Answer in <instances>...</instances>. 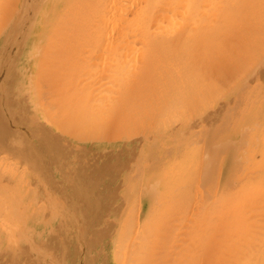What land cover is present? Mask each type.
Listing matches in <instances>:
<instances>
[{
	"label": "rangeland",
	"instance_id": "rangeland-1",
	"mask_svg": "<svg viewBox=\"0 0 264 264\" xmlns=\"http://www.w3.org/2000/svg\"><path fill=\"white\" fill-rule=\"evenodd\" d=\"M5 1L6 2L8 1V2L6 3ZM5 1H4V3H5L6 7L4 8V6H3L4 4H3L0 8V34H1L0 35L1 36L0 37V264H60L61 258L66 260L68 258V256L74 258L73 264H109V259L112 261V254L110 253L111 245L112 246L114 245L113 244L114 242H112V241H114V240H112V238H113L112 229H113V227L121 226V224L130 225L131 229H130L129 233H127L128 238H126V234L124 235L126 243L124 244V242H123L124 246L121 249L122 254L120 255L121 260L119 259L120 262L118 261L119 264H128V263L140 264L141 261H143L145 259L144 256L146 257V255H143L144 253L143 254L140 253L141 250L144 251L146 254L150 251L148 258L146 257L148 259V261H145L146 260L145 259L144 263L149 262L148 264H170V263L174 264L171 262V261H173L172 258H174V260H176L177 263L179 260H180V262H182L181 260L184 258H182V257L179 258L181 255H179V256H177V255L181 253L184 256H186L185 254H187V256L192 257L191 254H193V251L197 248L196 247L197 245L195 246L196 248L193 247L194 250L190 251V249H189L190 253L186 252L187 249L184 251L183 247H187L186 245H188V244H186V243H189V244L195 243L196 242L195 240H197L199 242V237H198L199 233L198 232L200 231L202 233V231H203V229H200L201 226L203 228H205L204 232L202 233V236H208V237L210 236L209 239H210L212 245L215 247L214 249L210 250L207 254L210 256V259H217V260H224L225 259L226 260L228 257L223 252H225V251L230 252L231 249H232V252L238 251L236 253H238L239 256H242L239 252H242L243 249L247 250L246 247L248 245H250L252 249L250 248V250L246 251L247 254H246V252H245V254H246V256H248L247 257L248 259H251L250 261L258 259L262 255H264V245H263V247H261V246L255 247V248L252 247L253 242L258 241L259 242L258 245H261L262 243H264V239H263L264 238V215H263V213H264V117H263L264 116L263 115L264 114V92L262 91L263 88L255 89L254 86L251 87L252 90L250 89L251 91H249L248 94L249 95L251 94L252 98L249 100L248 103H246L247 105L244 104L246 106L244 107V105H243V108H242V114H244L243 115L244 117L241 115L238 116V115H234V114H233V117H231L230 116L231 113H229L228 114L229 116H227L226 118L221 117L222 120H219V125H217L218 129H221V126L223 127V132H221V135L224 134V132H225V135L227 134L226 136H228L229 138L230 137H236V136L238 137L237 134L240 132L241 127H243V126L246 127L247 125H248L247 126L248 128H246V130L244 131L245 127H243L241 131H244V135L248 139L249 138L252 139L253 136H255V138H253V139H255L254 144L250 147L245 146L243 148V150L239 152L240 155H237L238 160L242 163V167L236 173H233L231 176L232 179L239 181L236 183V187L234 189H232L228 192H225L223 194H220V192L218 191L217 195L216 196L214 195L215 189L219 190V187H220L219 177L221 175V172H220L221 168H222V170H226L225 166L227 163H229L228 162L229 158L223 159V161L225 160L223 162V166H221V164H219V161H221V160H218V158H217V160L215 159L214 161H216V165L211 167V169L209 170V173H210L209 178H207V180L205 178H203L204 180L201 179L202 175H204L203 174L204 171L206 170L203 167L202 168L204 170L203 171L201 169V167L205 165L204 159H206V157H208V156L205 157L203 155L202 149H204V147L206 148L209 144L207 142H203V140H201V139L200 140L202 142L199 141V139H193L192 140L193 142L191 141V144H189L187 146V149L183 150L184 152L183 151L180 152L179 156H175L173 159H171L170 162L172 164L170 162H168V163H164L161 166L154 167V168H152V170L149 169L146 171L148 173L145 172L144 178H140L139 180H137L135 178L136 176H135V172L133 170V166H131L132 162L129 163L127 161V159H130V155H131L129 153L130 148L125 146L119 151H112V150L107 151L104 148H102L101 151H97V149H92V147H88V145L86 143L77 142L76 139H73V134L71 135L70 132L68 133V132L63 130L64 128L67 127V125L69 128L71 126H72L71 128H74V126L76 128L80 123L82 124V125L81 124L79 125L80 127H83V126L85 127L88 122L91 121V123H92V119H93V124H91L92 126L95 124L98 125L97 123L100 121V118H101V122H103L102 117H104V116H103L102 112H103L104 108H101L100 106L103 105V102L105 100H102L100 98H105V97H103V95L104 96L107 95L108 98H111L110 97L111 96L110 90L114 86L111 81L116 83V81H115L116 76H118V77H116L117 79L120 77L118 80H121L122 77L124 78V75H127V74L129 75V73L131 72L130 70H132V67L134 65L131 66V68H130V66H128V64L133 62L132 60H134V59H135V62H136V60H138L137 56L141 53V49L143 47L142 44L137 39H135L136 37H134V36H136L135 35L136 34L135 29L133 31H132V29H130L132 31V33L134 32L135 34L133 33V35H132L131 31L129 30L130 32L128 31L125 34V36H126L127 40H130V42L129 41L126 42L125 36H123L122 38L125 39V40H123V43H125V44L129 43L128 45L126 44L125 47H127L129 45H130V47H132L133 45L134 46L136 45V47H134V48L135 49L137 48L138 51L136 54V58L133 54H131L132 56H134V59H132L131 61L128 62L129 59H127V60L124 59V61L126 62V65L123 62V65L121 68V66H120L121 64H119V62L117 60V56L119 54L118 51L121 49V48L119 49L120 42H121V41L119 42V40H120L119 35L120 34H118L119 33L118 31L115 34H113L112 26H115V24H116V26L114 27L115 29H113L115 31L117 29V27L119 26V25L117 26L118 23L123 25V24H125V22L127 20L131 21L132 18H135V15L138 14V13L134 12L135 10H137L134 7V4L136 1L134 0L135 2H134V4H132V6H133V8H132L131 4H130L131 3L130 0H128L129 2L127 1L130 4V6H128L129 4L127 2H124L123 0H121V1L126 3L127 5L124 4L121 6L120 5L121 3L118 2V6H116L117 4L114 3V0L113 1L109 0L112 2H109L108 4L114 3L116 8L118 7L117 9H119V8L120 9L117 10V9L113 8L114 10L112 9V12L114 11L115 13H112L109 11L110 12L109 15H111V13H112L111 16L112 17L115 16L116 18L110 17L111 22H108V23H109V25L111 24L110 27L112 29L111 28L108 29V26H107L105 33L108 35H110V33H112L114 37L116 35V38H118V39L114 38L112 40L113 36L110 37L109 39H111L112 41L116 40L119 42V43L116 41H114L115 43L113 42L114 46L117 45L116 43L119 44L118 45L119 47L116 46L117 50L118 49L119 50L118 51H116V50L108 51V49L105 48L106 51H104V53L101 52L103 50H101L99 52L100 55L102 53L105 55V56H103V55L101 56V58H103L102 61H100L101 59H99L100 56L98 57V55H99L98 54V55H94L93 57L89 56L88 58H90V60L89 59L86 60L87 64L86 63L81 64V62L85 61V58H87L86 55L89 54V53H87V52H89V51H87V49L91 48V46H92L91 44L94 41V35L95 34L93 35V32L95 33L94 30L96 28L95 27L96 26V22H95L96 18H98V19L100 18V21L104 22V19H103L104 16L102 17V15H104V13H103L104 9L102 10V12H101V10L100 11L98 10L97 11L98 13H96V11H95L98 9L96 7H97L99 0H93L94 2L93 1L90 2V0L89 1L87 0L88 1L87 4H86V2H87L86 0H83V2H82V0H79V1L76 0L77 4L76 3L73 4V8H74L73 15L74 16L73 15L72 16L74 17L75 20L76 19L78 20V21L76 20L77 23H81V22H85V24L88 23L89 24L88 26L90 28H88L87 31H89L90 33L92 32V35H93L92 36L90 34V37H89L88 36L89 32H87L88 37L86 36L85 39L83 40V42H85L87 40L88 41L85 42L86 46L84 45V43H82L83 44V48L81 50L82 52L78 50L79 57H77L78 55L76 53H74V52L72 53L71 50H68L66 48H62L61 46L57 47L59 49V51H58V49L53 44L55 47V49H54V47L52 46V44H50V41L48 40L49 38L47 39V36L45 37V35L43 37L44 39L41 42H39L38 45H36L37 48H36L35 55L33 54L34 53V50H33L34 46H32V42L28 41V39H26V41L24 43H22L21 46H19L20 48L17 47L18 51H19V55L17 54L16 57H13V55H12V53H10V50L8 49L6 43H4V44H2V43L5 40V36L7 35V32H8L7 28L9 26L8 24H10V21H8V20L12 16H14V13H15L14 12L15 9H13V7L16 6L15 3L19 2V1H20L19 3H21V0H14V1L13 0H5ZM96 1H97V3L95 4ZM118 1H120V0H118ZM143 1L144 0H142V1L139 0L137 2H141V4H142ZM160 1H163V0H160ZM164 1H163L164 3L163 2H161V3L156 2L157 6L155 5V7H154L155 10H154V8L152 10V12L154 11L152 13L154 16L152 15L153 16V18H152L153 22L150 25V27L155 26L154 28H151V34H153L155 36V37L153 36L154 39L156 38V34H158V33H160V36H158L156 39L159 38V40L164 39L166 41L173 39V37L180 34V32H183L184 30H186V28L191 27L192 24L194 23V20H196L197 15H201L202 13H204V16H202L203 14L201 15V19L203 18V20H205L208 18L207 20H205V23L209 22V21L211 23V20H212L211 17H213V19L218 18L217 20H218V23L220 24L219 27L222 29V30L220 29L221 34H219V36H218V37H220V38H218V41H219L218 43H219V45L223 44V46L220 45L221 51L224 48H226L223 51V53L221 52V55H220V57H223V58H226L224 56L227 55L229 48H233L234 51H237V52H234V56L238 55V52L240 53L239 55H242V54L245 55L246 53L250 54L251 48H253V47L249 48L250 50H248L246 53L244 52V50L243 51L240 50V49H242V46L247 47L248 45L246 43L249 42L248 39H246V38H248V37H246V36H248V34H246L244 27L245 28L248 27L247 23H249V26L250 25H256L257 23L261 22L264 19V11L262 13V10H264L263 9L264 8V5H263L264 0H262V1H260V0H257V1L256 0H249L248 1L249 5L245 3V1H247V0H233V3L231 0H228V1L227 0H216V1L215 0H206V1L205 0H202V1L197 0V2L198 3L200 2L201 5L198 4L199 5L198 7H200V11L198 10L199 8H197V10L195 12L196 16L193 14L194 12L192 13V11L190 10L192 3L195 4L196 0H177V1L176 0H173V1L169 0V2H167L168 0H164ZM170 1L172 3H170ZM239 1H240V3H239ZM242 1H244V2L242 3ZM10 2H12V3H10ZM137 2H136V4L139 6L140 3L138 4ZM255 2H256V4L262 3V4H260L261 7H259L260 6L259 4L256 5ZM84 3L86 5H88V4L89 5L86 6ZM90 3H91V8H90ZM166 3L167 4L169 3L168 4L169 7L167 6ZM190 3H191V5H190ZM225 3L227 4V7H226ZM241 3H242V7H240ZM250 3H252L251 6H250ZM81 4L82 5L84 4V5L82 6ZM229 4H230V7H228ZM236 4H238V5L240 4L239 7H237ZM8 5H10V6L8 7ZM92 5L94 7L96 5V7H95L96 9H94V8L92 9ZM119 5H120V7H119ZM125 5L127 6L128 9L131 8L130 10L126 9V11L124 12L125 14L127 13V11L128 12L130 11L134 14L136 13L135 15H133L134 16L133 17L131 15L132 13L130 14V12H129L128 13L129 16L127 14V18H128L127 20L125 19L126 16L120 17V14H119L118 15L119 17H118L117 15H114V14H117V11H118V13L120 11H122V8L125 9L124 8ZM235 5H236V7H235ZM243 5L244 6L246 5V8H243L244 7ZM253 5H256L257 7L255 6L252 8ZM85 6H86V8H85ZM140 6H143V7L140 8L141 10H137V12L139 11V14L141 15V11L144 8V3ZM186 6H187V9H186ZM231 6L234 7V9L236 8V11L234 9H233L234 11L230 10V8L232 9ZM247 6H249V8ZM79 7L80 8L83 7V8L80 10ZM160 7L162 10L160 9ZM188 7H189V9H188ZM225 7L227 9H224ZM136 8H137V6H136ZM207 8H208V10H207ZM239 8L240 9L243 8V10L241 9L242 10L241 11ZM106 9H108V7L105 8V10ZM132 9H133V11H132ZM164 9H168V11L166 10L167 11L166 14L164 12L165 11ZM248 9H250L251 11ZM188 10L190 11V13H188L189 12ZM229 10L231 13L233 11L232 14H234V12L236 13L237 10L242 12V14H240V12L239 13L237 12L238 16H237V13L234 14V15H236L234 17H237V18L239 17L237 22H235L237 20V18H231L233 16L232 14H231L232 15L231 17L230 16L227 17L226 14L229 13ZM259 10H261V11H259ZM34 11L35 10L31 11L30 16L28 17V20L26 21V23H28V27H29V28L28 27L26 28V32H28V31L32 32V30H33V28H32L33 22H31V17H32V21H33ZM45 11H46V19L47 20L44 24V30H47V23L52 21V16H51L50 10L45 9ZM179 11H180V13L182 12V14L184 12L185 18H184V16L182 18L179 17V16H182V14L180 15ZM252 11H253V13H251ZM254 11L257 14H258V12H260L261 14L260 13L259 14L261 16L262 15L263 16L262 17L258 16L259 14L257 15ZM78 12H81V14ZM226 12H228V13H226ZM93 13L95 15H97L96 18H94L92 16ZM120 13H122V12H120ZM187 13L189 14V16L186 19ZM244 13L247 15L249 13L248 19L250 18L251 22L247 18L240 19V17L242 15H244ZM79 14H80V16H79ZM155 14H157V18H154V17H156ZM159 14H160V17H158ZM175 14H177V15H175ZM190 14L191 15L193 14L195 16V18H194V16H191ZM254 14L257 15L258 17L256 16L257 18H255ZM130 15H131V18H130ZM166 15L168 16V20L170 18L172 19V17L176 18V19L177 18L180 19V21H182V23H179L181 28L177 23V22H179V20L174 21L172 19L171 24H170L171 26H170L168 24V23H170V20L169 21L166 20L167 19V17H165ZM209 15L211 17H209ZM222 15L225 18H231L232 20L229 19V21L232 22V24L230 22L227 23V21H228L227 19H225V18L222 19L223 18ZM228 15H230V13ZM75 16H77V17L75 18ZM162 16H164L165 20L162 19ZM252 17H254L256 19V21ZM78 18H80V19H78ZM91 18L93 19V21ZM210 18H211V20H210ZM5 19H7V20H5ZM117 19H118V21H116ZM123 20H124V22H123ZM160 20L161 21L164 20L163 23H161ZM240 20H242V21L244 20V21L242 22ZM4 21L5 22L7 21V22L5 23ZM173 21L174 22L177 21L176 24L178 26L173 25L172 24ZM213 21L214 20H212V22ZM225 21H226V23H224ZM164 22L167 23L166 28L165 27L162 28V26H165ZM233 22L235 23L236 27L233 25L234 24ZM240 22H242V23H240ZM244 22H245V24H244ZM4 23H5V25L6 24L7 25L6 26L3 25ZM210 23H208V24H210ZM239 23L241 25H239ZM90 24H91V26H90ZM228 24L231 27L230 26L228 27ZM92 25L95 27L93 30L91 29L93 27ZM232 25L234 26L235 30L233 29ZM1 26L3 29L1 28ZM159 26H160V28H162V29L159 28L160 31L162 30L161 32H159V30H157ZM237 26L240 28H238ZM241 26H243V27H241ZM53 27H55V26H52V30L50 32H52L53 35L56 34V35H54L55 37H60L59 35H61L62 33H61L60 29H58L59 27H56L57 28L56 30ZM178 27L182 30L179 29V31H177L176 29H178ZM103 28L105 29L106 27H103ZM173 28L177 31V33H176V31H174L175 34L173 36L171 34V37H169L170 35L168 36V34H170V32H172L174 30ZM154 29H156L157 31ZM230 29L231 30L233 29V30L231 31ZM2 30H4V31H2ZM107 30L108 31L111 30L110 33L106 32ZM227 30L229 31V35L231 34L230 36L227 34L228 32H226ZM53 31L57 32V33H54ZM152 31L154 33H152ZM165 31H166V33H165ZM241 31H245V32L241 33ZM21 32H22V29H20V33ZM50 32H48V33H50ZM223 32L224 33L226 32V33L224 34ZM130 33H131L132 37H130ZM237 33L240 36V38L238 37V35H236ZM127 34H128V36H127ZM233 35L235 36V38ZM225 37H227V38L225 39ZM236 38H237V41L235 43ZM220 39H222V41H220ZM240 39L243 41H240ZM90 40H91V42H90ZM135 40L139 44L138 43L136 44ZM224 40L226 43L223 42ZM238 40L242 43H240ZM132 41H133V45L131 44ZM244 41H245V44L243 43ZM110 43H111V41H110ZM228 44H229V46H228ZM232 44H233V46H232ZM49 45L52 47H50ZM235 45L237 46L236 48L234 47ZM114 46L111 45L110 50H112V47H114ZM137 46H139L141 49ZM221 46H222V48H221ZM17 48L13 51V53L15 52V54H16V52H18ZM55 50H56V52H55ZM66 50H67V52H65ZM186 51H189V47L186 48ZM225 51L227 53H225ZM105 52L106 53L109 52V54H106ZM117 52H118V54H117ZM54 53H56V54H54ZM110 53L111 54L113 53V54L111 55ZM135 53H136V51H135ZM114 54H115V57H113V59H114L113 66L115 65V67H116V68H114V70L118 68L117 69L118 71L116 70L117 73H115L116 76L113 74L114 72L111 75V72H109V69L105 68L106 70H104V71L102 70V65H103L102 63H105L107 65V61L105 59H108V58L111 59V57ZM24 55H26V56H24ZM67 55H69V56L76 55L75 57L78 59L77 60L75 59V60L77 62L80 61V63H77V64L75 63L78 66V68L80 67L79 69H77V73H75V71H73L71 68L60 71L59 68H60L61 62H58V61H61L63 59H64L63 63L65 62V60H66V62L69 61ZM30 56H31V58L29 60L28 58ZM130 56H128V57L130 58ZM95 57H96V61H97L96 64L99 65L101 63L100 64L101 68H100V66L96 65L97 70L100 68V70H98L99 72L97 70H95L96 67H93L94 64H92L94 61L93 59H95ZM52 58H54V59H52ZM79 58H80V60H79ZM25 59H27V60H26V63L24 64L23 62L25 61ZM97 59H99V60H97ZM44 60H46V61H44ZM55 60L57 63L53 62ZM116 61L118 63H116ZM111 62H112V60H111ZM79 64H80V66H79ZM108 64H109V61H108ZM132 64H134V63H132ZM82 65L84 66V68ZM89 65H92V66L90 67ZM124 65L128 66V68L130 70L128 68H126ZM39 66H42L46 70H44L42 67L39 68ZM92 67H93V69H91ZM105 67H108V65ZM81 68H83V69H81ZM25 69H26V71H25ZM38 69H41V70H38ZM78 70L81 72H78ZM86 70H88V71H86ZM91 70L93 72L97 73L99 77H100V74H103L104 72H106V73L108 72L107 75L110 73L109 76L111 78L107 77L106 73H105L106 76L103 75L105 79L109 78L108 80H104V84L107 85V83H108L109 85L107 87H110V85L112 87H110L108 89L103 84V81L99 82V84L101 83L100 85L102 86L103 89H108V91L106 92V93L109 92L108 94L105 95L104 94L105 91L103 92V89L100 88L101 86L97 84L98 81L95 82V76L97 77V74L93 73ZM101 70H102V73L100 72ZM124 71H126V73H124ZM25 72L28 73V76L27 75L25 76ZM37 72H40L41 74H39ZM87 72L92 73V74L90 73V76H89V77L92 76V78H88L89 74ZM77 74L81 75V76H78ZM21 75H23V77H25L24 81H25V79L28 80V84L25 88L21 87V89H20L19 83H21V81H19L18 79L21 78ZM75 75H77V76H75ZM69 76H71V77H69ZM103 76H101V77H103ZM76 77H77V79H76ZM84 77H86V78L84 79ZM14 78H16L17 80ZM87 79H88V82L86 81ZM238 79H241V78H238ZM13 80H15L16 82L15 81L13 82ZM74 80L75 81L77 80L76 82L79 81V84L82 83L83 81L84 82L86 81L87 84L85 83V86H88V83H89V86L87 88L84 85L83 86L81 85V87L86 88V89L84 88L85 91L83 90L84 94H82V95H84L83 97H85L87 94L86 99L84 98L85 100L83 99V97H80V95H79L81 92V91H79L81 87L80 86L77 87L74 83L72 84V82ZM100 80H102V79H100ZM233 82L231 84H228L229 87L222 80L218 83L219 87L222 83L224 84V85L223 84L221 85V87L219 88L220 92H218V99H219V96L221 97L218 100V103H220L219 105H220V107H222V109L224 107L231 108L232 104L236 105L235 99L232 97L233 94H232L231 89H232V85L234 86L236 84H240V80L236 79ZM94 83H96V84H94ZM92 85H94V86H92ZM36 86H37V88H36ZM95 86H96V88L99 87V89H98L99 92L102 90V92H101L102 94L100 93L101 96L100 97L97 96V98L99 97L100 100L98 99V101L95 102L97 104L96 107H97L98 115H97L96 110H94V109H96V107L94 106L92 108V106L94 104V101H93L94 98L93 97L95 95H98V93H96V91H94V90H96ZM225 86H227L228 88ZM88 88L90 91L88 90ZM227 89H228V91H230L229 93L231 94L230 95L231 98L229 100H228L229 94H228V96L226 94ZM259 89H260V91H259ZM23 91H24V93H23ZM88 92L89 93L91 92L90 96H88V94H89ZM93 92L95 95H93ZM219 93H220V95H219ZM132 94H134V93H131V95ZM209 94H210V92H209ZM91 95H93V97ZM76 97H78V100L75 99ZM97 98L95 97V100H97ZM81 99H83V101ZM87 99H91V100L89 101ZM74 100H77L78 103L77 102L73 103ZM225 100H226V102H225ZM227 100L229 102H232V104L229 103ZM85 101H87V102H85ZM101 101H102V103H101ZM107 101H108V99H107ZM208 101H209V99H208ZM220 101H222V102H220ZM90 102H91V104H90ZM106 102L104 103V104H106L105 106H107V104H108V102L107 103ZM206 103L207 102H205V104ZM73 104H74V106H76V105L77 106L74 107ZM98 104H101L99 106L102 109L101 116L99 115L100 113H99L98 109H100V108H98ZM209 104L212 106V104H214V102L211 101V99H210V101L206 104V106H209ZM224 104H225V106H224ZM252 104H253V106H251ZM89 105H92V106H90V108H92L91 111L94 110L93 112L90 111ZM211 106H209V108H211ZM102 107H104V106H102ZM249 109H251V110H249ZM48 110H49V113H51V114H49L47 112ZM88 111H90V113H93V116H91V114L89 115L91 118L93 117L92 119L89 117L91 120L88 119V117L85 118V116H84V112L88 116V113H89ZM204 111L206 112V108H204ZM243 111H244V113H243ZM67 113H69V114H67ZM94 113H96V116L98 118L100 116V118L96 120V118L94 117L95 116ZM110 113H111V118L109 117ZM110 113L104 114V115L108 114V116L104 117L103 123H105L106 117L107 118L109 117V121H110V119L115 120V114L113 112H110ZM65 114H67L66 117H65ZM113 114H114V118H113ZM53 115L55 116L56 119L54 118ZM71 115H73V116L70 117ZM45 116H47V117H45ZM60 117L64 119L63 123H62L63 119H60ZM187 117L190 118V115ZM77 118L80 119V122L76 120ZM235 118H237L236 122L233 121ZM259 118H260V120H259ZM191 119H193V118H190L188 120V123L193 124ZM94 120H96V121L99 120V121L97 123H94V122H96ZM113 120L111 122L112 123V130H114L112 135L115 136V134H118V136H115V137L122 136V134L119 135L121 133L120 132L121 128L116 123V122H118L120 124V121L115 120L113 122ZM55 121H57L58 124L54 123ZM101 122H99L98 126L99 127L102 126V128H100L99 130H101L100 133H103L104 135L103 134L99 135V133H98L99 130H98V132H95V130L94 131L92 130L95 128L98 129V126L95 128H92L91 125L87 126V127L91 128V130L88 131L89 134L85 130L86 127L83 128V130H85L87 132V134L91 136V138H92L91 133H93V135L95 133H97V135H99L100 137L102 136L101 137V140H102L105 135H106L105 137H107V133H105V131L102 132V129H103L102 124L103 123L100 124ZM59 123H60V125H59ZM109 123L110 122H108V124ZM63 124L65 125V127ZM156 124L158 125L157 127L155 126ZM160 124H162V122L160 123V121L152 123V124H150V122H149L146 124V127L149 128V130L154 131V130L158 129ZM62 125L64 128L62 127ZM163 125H165V124L163 123L160 127H164ZM79 126H78V130H80ZM109 126L107 128L108 130H110L109 128L111 127V126L110 127ZM231 126L233 127L232 130H230ZM116 127H118L119 130ZM122 127H124V126L122 125ZM146 127H145V130H146ZM160 127H159V129H160ZM226 127H228V128H226ZM61 128H63V129H61ZM67 128H66V130H67ZM218 129H217V132H218ZM70 131H72V130H70ZM73 131H75V130H73ZM76 131H77V129H76ZM76 131H75V134H77ZM85 131H84V133H85ZM111 131L110 132L107 131V132H109L111 134ZM233 131L236 135L233 133ZM123 132H125V131L123 130ZM109 133H108L107 138L114 137L111 135L109 136ZM232 133L235 136H233ZM225 135H223V136L225 137ZM96 137L98 138V136H93V138H96ZM115 137L113 139L120 141L121 137L119 140L116 139ZM228 137H225V138H228ZM74 138H76V137L74 136ZM203 139L205 141V138H203ZM107 140H109V139H107ZM197 140H198V142H197ZM142 143L144 145L147 144L146 141H143ZM205 143L207 145H205ZM202 144H204V145H202ZM148 146L149 147L145 148V150H146V154L150 153V155L149 154H148V156L146 154L145 155L152 161L158 155L157 154L158 151H160L162 149H166V146H161L160 148H158V145H151V143H149ZM202 146H203V148H202ZM110 147H111V145H110ZM150 148H153V150H156V151L149 152ZM142 149L143 148H141V150ZM145 150H144V152H145ZM239 150H241V149H239ZM201 153H202V156H201ZM205 155H207V154L205 153ZM143 159H144V156L142 157V161H144ZM180 159L182 160V162L178 161ZM197 159H199V160L197 161ZM213 159L214 158L211 157V160H213ZM255 160H256V162H255ZM132 161H133V159H132ZM183 161H184V163H183ZM133 162H135V160ZM177 163H179V164H177ZM174 165H175V167H174ZM200 165H202V166H200ZM177 166H179V167L177 168ZM169 167L171 168L170 171H172V172L169 171V169H170ZM164 168H165V170H164ZM219 168H220V171L218 173ZM117 169H119V171ZM173 169L176 170L175 173H174ZM181 169H182V172H181ZM153 170H154V172H153ZM156 170L161 171V173H160V171H159V173L163 179L161 178V176L159 178L162 179V181H161L162 183L160 182L158 184L151 185L154 190L152 189L150 191L151 193L149 192L150 194L149 193L148 194L150 195V198H152V199L144 200V198L140 197V191L143 190V196H144L146 193V190H147L146 185H148L147 179H148L149 175L152 176L153 174H156V173L158 174V172ZM152 172H153V174H152ZM200 172L201 173L203 172L202 175L200 174ZM225 172H223V176H224L223 178L224 179H225ZM173 173H174L175 177H174ZM170 174L173 176L171 177ZM184 175H188V178H190V180L186 181L187 183L192 181L191 182L192 186L189 187L190 188V189H188L189 193L187 194L186 198H184L182 195H178L179 193L181 194L182 191L185 189L184 186L186 183L185 182L186 178H184ZM168 176H169V178H168ZM198 176L199 177L201 176L200 177L201 180H199ZM239 176L242 177V179H240ZM127 177H129V179L126 180L127 181L126 182L125 179ZM173 177H174V179H173ZM243 177H246V178H243ZM251 178H253V179H251ZM170 179H171V181H167ZM216 179H218L217 183H216ZM224 179H223V181H224ZM135 180H137L138 183ZM131 181H132V184L134 183L133 185L136 186L135 190H137V191L139 190L138 193L136 192L137 194L134 191H130ZM201 181H204V184ZM166 182H167V184H165ZM200 182L202 183V185ZM171 183H174L175 185L171 184ZM118 184H119V189H118ZM123 185H124V187H123ZM172 185H173V187H172ZM197 186H199L198 188H200L201 194L198 193L199 190L196 193ZM137 187H139V189ZM158 187H162L161 190ZM169 187H172V188H169ZM113 188L114 189L116 188V191H119L121 188H123L124 192H125V188H127L128 191L130 192L131 196L126 197L123 194L121 200H119V199L110 200L109 197H107V200H104L103 196H101L103 191L107 190V189L112 190ZM19 190H20V192H19ZM123 190H122V193H123ZM194 190H196V191H194ZM210 190H212V194L208 193ZM64 191L70 192L71 195L67 196L69 198V200H58V198H60L61 194ZM90 191L93 192L94 200H90V195H91ZM152 191H154L153 192L154 194L152 193ZM166 193H168L171 196H169ZM72 194H74V195H72ZM163 194H165V195H163ZM206 194H208L209 196L214 195V198L211 196V200H210L209 199L210 197ZM28 195H30V196H28ZM199 195L200 196L204 195V197H206V196H208V197L206 200L205 199L201 200ZM163 196H164V198L167 197L166 201H165V199H162ZM194 196H196V200H194V198H195ZM222 196H224L223 198L225 200L224 199L221 200ZM240 196L243 200L240 198ZM22 197H23V199H22ZM177 197H178L177 203H180V201H182V203H184L186 200H187V202L184 203V206H183V204H181L182 210H181V206H179V204H176V206L172 205L173 207L170 205V207L174 208V210L172 208H169L170 211H172V212H170L171 213L170 214L169 212H167V210L164 207L166 204L165 202H167V203L171 202L172 204H174V203H176ZM173 199H174V201H173ZM138 200H139V202H138ZM198 200H200V201H198ZM192 201H194V202H192ZM158 202H159V204H158ZM171 203H168L167 205H169ZM187 203H188V205H186ZM201 203H203V204H201ZM152 204H154V205H152ZM151 205H152V207H151ZM153 206H155L154 208L158 207V208H156L157 210L156 209L154 210ZM187 206H189V208ZM259 206H260V208H258ZM162 207H163V209H162ZM177 207H179V208H177ZM128 209H131V210H128ZM152 209H153V212H151ZM162 210L165 212L166 217H163L164 214H162ZM118 211H119V215H120L119 220L121 218H123L125 215L131 216L132 214H129V213H133V215H134L133 223L131 220L133 215L130 218L126 216L127 219H123V221H122V222L126 221L125 223H122L121 221H118V224L114 223L113 220H111V218L114 217V215ZM182 211H184V212H182ZM216 211H217L218 215L216 214ZM156 212H157V214H155ZM256 212H257V214H256ZM168 213H169V215H168ZM206 213H209V215ZM181 216H183V217L180 218ZM191 216L192 217L194 216L193 218H195V219H193V221L191 220V222H190V220L188 218ZM176 217H178V218H176ZM167 218L169 219L168 221H167ZM215 218L217 220H215ZM173 219H174V221L176 219L179 220L178 223H175L176 227H175V224L173 223ZM197 221H199V222H197ZM163 222H164V225H163ZM167 222H169V224ZM199 223L201 225H199ZM143 224H145L144 226H146V227H144ZM177 224H179V227L177 226ZM152 225H153V227L150 229V227ZM185 225H186V227H182ZM197 225H199L200 228H197L198 227ZM207 225H208V227L211 226L214 228L209 227L210 229L207 230L206 229V228H208ZM160 226L163 229H160L161 228ZM188 227H191V228H189V230L186 231L187 234L185 231H184L185 233L184 232L182 233V231L186 230ZM219 227H220V229H219ZM232 227H233V229H231ZM166 228L167 229L173 228V231L171 233L169 232L170 230L165 231ZM178 228L180 230H178ZM184 228H186V229H184ZM215 228H218L217 232L219 235L213 234V233H215L214 232L216 230ZM136 229H137V233L135 231ZM138 229H140V230H138ZM174 229H176V232ZM198 229H200V230L198 231ZM192 230L194 233L192 232ZM212 230H214V231H212ZM219 230H221L222 232ZM150 231L153 233V236H154V240H155L153 242L154 245H152L150 243L151 241H149V239L153 240V238H150V237H153L152 233ZM166 233L167 234L169 233L168 234L169 237L167 236ZM174 233L175 234L177 233V234L174 235V237H172V235ZM135 234H137L138 237ZM159 235H164V237L159 236ZM181 235H183V236H181ZM194 235L196 236L194 238H197V239L193 238ZM230 235H233V236H230ZM139 236H140V238H139ZM165 236H167V238L171 239L172 241L170 240L171 242L168 243L169 239L165 238ZM221 237H223L224 239L226 237L231 238V240L233 241L232 243H234V244H232L231 241H229L231 244L229 242L223 241L224 244L226 243L229 245L228 248H226L227 245L224 247L223 242H222L223 245L220 242L222 240ZM232 238H234V239H232ZM120 240L121 239H119L117 242H115V246H116L115 247L116 250H114L115 253L118 252V250H120V248L122 246V242ZM136 241L139 245L136 244ZM118 242L120 243L119 246H118V244H119ZM198 242H197V244H198ZM260 242H262V243L260 244ZM148 243H150L151 245ZM135 244H136V246L138 245L139 247H136ZM169 244H171V246H169ZM220 244H221V247L223 246L222 249H224V250H222V252H220L221 249L217 250V248H216L217 246H220ZM144 245H145V247H143ZM146 245H148V247H149L147 249L148 252L145 251ZM155 245H156V247H155ZM190 245L193 246V244H190ZM231 245L232 246L234 245V246L231 247ZM152 246L155 248H151ZM177 246H179L178 251L180 253L175 251L177 253V255L173 256V254H175L173 252V250H175V248ZM168 247L169 248L171 247V249H169ZM187 248H189V247H187ZM167 250L170 251L169 254H168ZM176 250H177V248H176ZM100 251L103 252L104 254L101 255ZM127 251L128 252L130 251V253H132V254H129L130 257L128 256ZM152 251H154V252L152 253ZM162 251H164L166 253H163ZM171 251H172V253H171ZM124 252H126V253H124ZM196 252H198L197 249H196ZM196 252L193 254V255H195V259L199 255ZM152 254H154V255H152ZM43 255H47L48 258L45 259V258L41 257ZM151 257H153V259ZM158 257H159V259H158ZM130 258L131 259L135 258V259H132L129 262ZM190 258H188L190 261L195 260L194 258L193 259L192 258L190 259ZM57 259H58V261H57ZM156 259H158V260H156ZM241 259L238 261L237 264H243V262L246 264V260L245 259L241 260ZM55 260L57 262H55ZM122 260H123V262H122ZM152 260H154L153 263H152ZM188 261L185 260L184 262H188ZM173 262H175V261H173ZM62 264H65V262L64 263L62 262Z\"/></svg>",
	"mask_w": 264,
	"mask_h": 264
},
{
	"label": "bare ground",
	"instance_id": "bare-ground-1",
	"mask_svg": "<svg viewBox=\"0 0 264 264\" xmlns=\"http://www.w3.org/2000/svg\"><path fill=\"white\" fill-rule=\"evenodd\" d=\"M4 1L5 0H0V8H1V6L3 5L4 6V8L6 7L5 6V3H4ZM14 1V0H13ZM79 1V0H78ZM87 1V0H86ZM89 1V0H88ZM88 1L86 2V4L88 3ZM91 1H93V0H90V2ZM113 1V0H112ZM112 1H109V0H99L98 1V4H97V7H96V5H95V7L96 8H98L97 10H95L96 11V13H98L97 11L99 10H101V12H102V10H103V13H104V15H102V17H103V19H104V22H101L100 21V18L98 19V18H96L97 17V15H95L94 13H93V17L94 18H96V28L93 26L91 29L93 30L94 28H95V33L93 32V35H94V41H93V43L91 44L90 42H91V40H90V44L92 45L91 46V48H88L87 49V51H89V52H87V53H89L88 55H86L87 56V58H85V61H82L81 62V64L82 63H86L87 64V62H86V60L87 59H89L90 60V58H88L89 56L91 57H93L94 55H98L99 54V52L101 51V50H103V51H101V52H103L104 53V51H106V49H108V51H114V50H116V51H118L120 48V50L118 51L119 52V54H118V52H117V54H118V56H117V60H118V62H119V64H121L120 66H121V68H122V65H123V62H124V64L126 65V62L124 61V59L125 60H127V59H129L128 60V62L129 61H131L132 59H134V56H135V58H136V54H137V51H138V49L136 48H134V47H136V45L134 46L133 45V41H132V47H130V45L129 46H127V47H125L126 46V44L128 45L129 43H123V40H125L126 39V36H125V34L130 30V29H132V31L135 29V35L136 36H134V37H136L135 39H137L141 44H142V49L139 47V46H137V47H139L140 49H141V53L137 56V58H138V60H136V62H135V59L134 60H132L133 62H131L130 64H128V66H130V68H131V66H133L132 67V70H130L129 68H128V66H125L126 68H128L130 71V73H129V75L127 74V75H124V78L122 77V79L121 80H118L116 77H118V76H116L115 75V73H117V69H115L114 70V68H116L115 67V65L113 66V61H114V59H113V57H115V54L111 57V59H105L106 61H107V65H108V67H105V66H107L105 63H102L103 65H102V70L104 71V70H106V69H109V72H111V75H112V73L116 76L115 77V81H116V83H114L113 81H111L112 83H113V88L110 90V92H111V98H108V96L106 95V94H108V93H106L107 91H108V89L110 88V87H112L111 85H110V87H107L109 84L107 83V85L106 84H104V80H108L109 78H111L110 76H109V74L107 75V73L106 72H104L103 74H100V77L98 76V74L97 73H95V72H93L92 70V72L93 73H95V74H97V77L95 76V82L96 81H98L97 82V84L98 85H100L99 84V82L101 81H103V84L105 85V87H107L108 89H103L102 88V86L100 87V88H102L103 89V92H104V94L106 95V96H104L103 95V97H105V98H100V99H102V100H105L104 102H103V105L102 106H104V107H102V106H100L101 104H98V108H104L103 109V112H102V109L100 108V109H98L99 110V115L101 116V112H102V114H103V116L105 117V116H108V114L110 113V112H113L114 114H115V120H118V121H120V124L118 123V122H116L118 125H119V127L121 128L120 129V134L119 135H121L122 134V136H119V137H115V136H118V134H115V136L114 135H112V133H113V131L114 130H112V120L113 119H110V121H109V117L111 118V113L109 114L110 116L107 118L106 117V121H105V123H103L104 122V117H102L103 119H102V121L103 122H101V118H100V116H99V118H100V121L99 122H101L100 124H102L103 125V129H102V132H104L105 131V133H107V137H108V133L111 131V134L109 133V136L111 135V136H114L116 139H120V137H121V139H120V141H117V140H115V139H113L114 137H109V138H107V137H103V139L101 140V137L99 136L100 134H103V133H100L101 132V130H99L100 128H102V126H98L99 125V122L98 121H96L97 119H99L97 116H96V113H94V117L96 118V120H94V121H96V122H94V123H97L98 125H91V124H93V117L91 118L89 115L91 114V116H93V113H90V111H91V109L95 106L96 107V103L95 102H97L98 101V99H99V97L101 96L100 95V93L102 92V90L99 92L98 91V89H99V87L98 88H96V86H95V88H96V90H94V91H96V93H98V95H95L94 94V92H93V95H95L94 97H93V95H91L94 99H93V101H94V104H93V106L92 105H89V108H90V106H92V108H90V111H88L89 113H88V116H87V114L84 112V116H85V118H87L88 117V119H92V123H91V121L90 122H88L87 123V125L84 127H80L79 125L81 124H79L78 126H79V129L80 130H78V126L75 128V126H74V128H69L68 127V125H67V130H66V128H64L65 127V125H64V127H63V125H62V127L64 128H61V129H63L64 131H66V132H70V134L72 135L73 134V139H76L77 140V142H79V143H86L87 145H88V147H92V149H97V151H101V149L102 148H104L105 150H107V151H110V150H112V151H119V150H121L123 147H128V148H130L129 149V153L131 154L130 155V159H127V161L129 162V163H131V166H133V170H134V172H135V178L137 179V180H139L140 178H144V176H145V172L147 171V170H149V169H151L152 170V168H154V167H158V166H161V165H163L164 163H168V162H170L171 161V159H173L175 156H179V154H180V152H182L183 150H185V149H187V146L189 145V144H191V141L193 140V139H199V141H201V140H203V142H207V143H209L208 144V146L205 148L204 147V149H202V151H203V155L206 157V156H208V157H206V159H204V166H202V165H200V166H202L201 167V169L204 167V169H206L205 171H204V175H202V173L200 172V174L202 175V180H204L203 178H205L206 180H207V178H209V175H210V173H209V170L211 169V167H213V166H215L216 165V161H214L215 159L217 160V158H218V160H221V161H219V164H221V166H223V162L225 161H223V159L225 158H229V163H227L226 164V170H222V168H221V171H220V168H219V170H218V173H219V171L221 172V175H220V177H219V179H220V187H219V190H216L215 189V196L217 195V193H218V191L220 192V194H223V193H225V192H228V191H230V190H232V189H234L235 187H236V183L237 182H239V181H236V180H234V179H232L231 178V176H232V174L233 173H236L241 167H242V163L238 160V156L237 155H240V151H242L243 150V148L245 147V146H252L253 144H254V141H255V139H253V138H255V136H253V138L252 139H248L245 135H244V131L246 130V128H248L247 126L245 127V126H243V127H245V129H244V131H241L242 130V128L243 127H241V129H240V132L237 134L238 135V137L236 136V137H228V136H226L225 135V132H224V134H222L221 135V132H223V127L221 126V129H218L217 128V125H219V120H222L221 119V117H224V118H226L227 116H229L228 114L229 113H231V117H233V114L234 115H238V116H243L244 114H242V108H243V105L244 104H246V103H248L249 102V100L252 98V96H251V94L249 95L248 94V92L249 91H251L252 89H251V87H255V89H258V88H263L262 89V91L264 92V19L261 21V22H259V23H257L256 25H250L249 26V23H247L248 25V27L247 28H245L244 27V29H245V31H246V34H248V36H246V37H248V38H246V39H248V43H246L248 46L247 47H245V46H242V49H240L241 51H243L244 50V52L246 53L248 50H250L249 48H251V47H253V48H251V51H250V54L249 53H246L245 55H243L242 53V55H239L240 53L238 52V55H235L234 56V52H237V51H234L233 50V48H229V51H228V53L225 51V53H227V55L226 56H224V57H226V58H223V57H220V55H221V52L223 53V51L226 49V48H224L222 51L220 50V45H222L223 46V44H220L219 45V41H218V38H220V37H218L219 36V34H221L220 32H221V28L219 27V23H218V18H216V19H213V17H211L210 15H209V17H211L212 18V20H214L213 22H212V20H211V18H210V20H211V23H210V21L209 22H206L205 23V20H207V19H205V20H203V18L201 19V15L202 16H204V13H200L201 15H197V18H196V20H194V23L192 24V26L191 27H188V28H186V30H184L183 32H180V34H178L177 36H175V37H173V39H171V40H159V38L158 39H156L158 36H160V33H158V34H156V38L154 39L153 38V34H151V28H154L155 26H152V27H150V25L152 24V22H153V20H152V18H153V12H152V10H153V8L155 7V5H156V2H163V1H160V0H144L143 1V3H144V8L142 9V11H141V15L139 14V11L137 12V10H141L140 8L141 7H143V6H140V5H142L141 4V2H137V1H139V0H135L138 4H139V6L136 4V2L134 1V0H130V4H131V7L133 8V6H132V4H134V2H135V4H134V7H135V9H137V10H135L134 12H136V13H138V14H134V13H132V12H130V14L133 16V15H135V18H132L131 19V21H129V20H127L128 18H127V14L129 13L128 11H127V13L125 14L124 12L126 11V9L127 10H130V9H128L127 8V4L126 3H124V2H127L128 0H123L124 2H122L121 0L120 1H116V0H114V3L115 4H117L116 6H118V2H120L121 4V6L122 5H124V4H126L125 6H124V8L125 9H123L122 8V11H120V12H122V13H118V11H117V14H114V15H119L120 14V17H122V16H126V22H125V24H117V29L114 31L113 29H115L114 27L116 26V24H115V26H112V28L110 27V25H109V23L108 22H111L110 21V17L111 18H114V17H112L111 15H112V13H115L114 11L112 12V9L114 8V9H117L116 8V6H115V4L114 3H111V4H108L109 2H112ZM140 1H142V0H140ZM173 1V0H172ZM177 1V0H176ZM199 1V0H198ZM202 1V0H201ZM206 1V0H205ZM216 1V0H215ZM228 1V0H227ZM232 1V3H233V0H231ZM248 1L249 0H247V1H245V3L246 4H248ZM257 1V0H256ZM260 1H262V0H260ZM6 2V1H5ZM8 2V1H7ZM6 2V3H7ZM20 2V1H19ZM19 2H17V3H15L16 4V6L15 7H13V9H15L14 10V16H12L11 18H9V20L8 21H10V24H8L9 26H8V28H7V30H8V32H7V35L5 36V40L3 41V43L2 44H4V43H6V45H7V47H8V49L10 50V53H12V55H13V57H16L17 56V54L19 55V51H18V48L17 47H19V46H21V44L22 43H24L25 41H26V39H28V41H31L32 42V46H34L33 47V50H34V55H35V53H36V48H37V46L36 45H38L39 44V42H41L44 38V35H45V37L47 36V39L50 41V44H52V46L54 47V45H55V47L57 48L58 46H61L62 48H66V49H68V50H71V52L73 53H76L77 55H78V50L79 51H81L82 50V48H83V44L82 43H84V45H85V42H87V41H85V42H83V40L85 39V37L87 36V32H89V31H87L88 30V28H90L88 25V23L87 24H85V22H81V23H77L76 22V20L74 19V15H73V13H74V8H73V4H75L76 3V0H21V3H19ZM82 2H83V0H82ZM94 2V1H93ZM117 2V3H116ZM129 2V1H128ZM127 2V3H128ZM133 2V3H132ZM165 2V1H164ZM163 2V3H164ZM167 2H169V0L167 1ZM193 2V1H192ZM191 2V3H192ZM238 2V1H237ZM244 1H242V3H243ZM252 2V1H251ZM10 3H12V2H10ZM97 3V1L95 2V4ZM162 3V4H163ZM170 3H172L171 1H170ZM189 3V2H188ZM191 3H190V5H191ZM202 3V2H201ZM211 3V2H210ZM209 3V4H210ZM227 3V2H226ZM225 3V4H226ZM236 3V2H235ZM239 3H240V1H239ZM242 3H241V6L240 7H242ZM254 3V2H253ZM263 3H264V1H263ZM77 4V3H76ZM85 4V3H84ZM83 4V5H84ZM85 4V5H86ZM93 4V3H92ZM129 4V3H128ZM130 4L128 5V6H130ZM167 4V3H166ZM169 4V3H168ZM168 4H167V6H168ZM176 4V3H175ZM198 4H200V2L198 3L197 2V0H196V3L195 4H193L192 3V5H191V8H190V10L192 11V13L195 15V12H196V10H197V8H199L198 10L200 11V7H198L199 5ZM205 4V3H204ZM203 4V5H204ZM217 4V3H216ZM255 4H256V2H255ZM257 4H259V3H257ZM256 4V5H257ZM260 4H262V3H260ZM259 4V5H260ZM82 5V4H81ZM82 5V6H83ZM89 5V4H88ZM88 5H86V6H88ZM94 5V4H93ZM92 5V9L94 8V9H96L94 6ZM112 5V6H111ZM120 5H119V7H120ZM161 5V4H160ZM201 5V4H200ZM237 5V7H239V5L238 4H236ZM236 5H235V7H236ZM249 5V4H248ZM252 5V3H250V6ZM256 5H253L252 6V8L253 7H255ZM258 5V6H259ZM264 5V4H263ZM262 5V6H263ZM10 5H8V7H9ZM86 6H85V8H86ZM110 6V7H109ZM115 6V7H114ZM136 6H137V8H136ZM157 6V5H156ZM159 6V5H158ZM185 6V5H184ZM183 6V7H184ZM216 6V5H215ZM214 6V7H215ZM244 6V5H243ZM108 7V9H106L105 10V8H107ZM139 7V8H138ZM163 7V6H162ZM166 7V6H165ZM169 7V6H168ZM205 7V6H204ZM207 7V6H206ZM226 7H227V4H226ZM224 8V9H227V8ZM228 7H230V4L228 5ZM232 7V6H231ZM248 8H249V6H247ZM257 7V6H256ZM259 7H261V5L259 6ZM80 8V7H79ZM83 8V7H82ZM82 8H80V10L82 9ZM88 8V7H87ZM90 8H91V3H90ZM110 8V9H109ZM172 8V7H171ZM170 8V9H171ZM202 8V7H201ZM243 8H246V5L243 7ZM243 8H241L242 10H243ZM251 8V7H250ZM45 9H48V10H50V12H51V16H52V21L51 22H48L47 23V30H44V24H45V22H46V11H45ZM89 9V8H88ZM113 9V10H114ZM120 9V8H119ZM119 9H117V10H119ZM160 9H161V7H160ZM169 9V8H168ZM168 9H164L165 11V14L167 13V11H168ZM173 9V8H172ZM186 9H187V6H186ZM188 9H189V7H188ZM212 9V8H211ZM217 9V8H216ZM222 9V8H221ZM234 9V7H232V9L230 8V10H233ZM238 9V8H237ZM240 9V8H239ZM240 9V10H241ZM259 9V8H258ZM257 9V10H258ZM264 9V8H263ZM2 10V9H1ZM32 10H35L34 11V13H33V16H34V19H33V21H32V17H31V22H33V26H32V28H33V30H32V32H26V28L28 27V23H26V21L28 20V17L30 16V13H31V11ZM79 10V9H78ZM79 10V11H80ZM90 10V9H89ZM154 10H155V8H154ZM159 10V9H158ZM162 10V9H161ZM167 10V11H166ZM205 10V9H204ZM207 10H208V8H207ZM230 10H229V13H230V15H228L229 13L228 12H226V13H228V14H226L227 15V17L228 16H232L231 18H237V17H234V16H236V15H234V14H236L237 12L239 13L240 11L239 10H237V12L235 13L234 12V14H232L233 13V11L235 10L236 11V8L232 11V13L230 12ZM241 10V11H242ZM245 10V9H244ZM248 10H250V9H248ZM247 10V11H248ZM256 10V9H255ZM13 11V10H12ZM84 11V10H83ZM91 11V10H90ZM112 12L111 13V15H109L110 14V12ZM132 11H133V9H132ZM189 11V10H188ZM187 11V12H188ZM215 11V10H214ZM228 11V10H227ZM251 11V10H250ZM259 11H261V10H259ZM263 11L264 10H262V13H263ZM93 12V11H92ZM100 12V13H101ZM163 12V11H162ZM178 12V11H177ZM208 12V11H207ZM213 12V11H212ZM249 12V11H248ZM255 12V11H254ZM78 13H80L81 14V12H78ZM85 13V12H84ZM89 13V12H88ZM87 13V14H88ZM159 13V12H158ZM176 13V12H175ZM179 13H180V11H179ZM188 13H190V11L188 12ZM187 13V17H186V19L188 18V16H189V14ZM209 13V12H208ZM238 13H237V16H238ZM247 13V12H246ZM250 13V12H249ZM249 13H248V15H249ZM251 13H253V11L251 12ZM256 13V12H255ZM260 12H258V14H259ZM80 14H79V16H80ZM122 14V15H121ZM170 14V13H169ZM182 14V12L180 13V15ZM191 15V16H194V15ZM232 14V15H231ZM240 14H242V12H240ZM257 14V13H256ZM257 14V15H258ZM261 14V13H260ZM258 15V16H260V17H262L261 15ZM73 15V16H72ZM76 15V14H75ZM84 15V14H83ZM91 15V14H90ZM95 15V16H94ZM131 15H130V18H131ZM140 15V16H139ZM153 15V16H152ZM156 15V17H154V18H157V14H155ZM168 15V14H167ZM165 16V17H167V19L166 20H168V16ZM172 15V14H171ZM175 15H177V14H175ZM214 15V14H213ZM224 15V14H223ZM222 15V19H224L225 17ZM247 14H245L244 13V15H242L241 17H240V19H245V18H247L248 19V16ZM252 15V14H251ZM255 15V14H254ZM257 15H255V18H257L258 16ZM128 16H129V14H128ZM184 16V12H183V14H182V16H179V17H183ZM196 16V15H195ZM195 16H194V18H195ZM206 16V15H205ZM257 16V17H256ZM77 16H75V18H76ZM91 17V16H90ZM92 17V18H93ZM101 17V18H102ZM109 17V18H108ZM119 17V16H118ZM134 17V16H133ZM158 17H160V14H159V16ZM219 17V16H218ZM82 18V17H81ZM91 18V19H92ZM116 18V17H115ZM123 18V19H124ZM184 18H185V16H184ZM183 18V19H184ZM231 18H225V19H227L228 21H227V23L228 22H230L229 21V19H231ZM252 18H254V17H252ZM254 18V20L256 21V19ZM8 19V18H7ZM7 19H5V20H7ZM51 19V18H50ZM78 19H80V18H78ZM119 19V18H118ZM118 19L116 20V21H118ZM161 19V18H160ZM162 19H164L165 20V18H164V16H162ZM172 19L175 21V20H179V22H177L178 23V25H179V23H182V21H180V19H176V18H173L172 17ZM171 18L169 19L170 20V23H168L169 25L171 24V20H172ZM238 19H239V17L237 18V20L235 21V22H237L238 21ZM260 19V18H259ZM90 20V19H89ZM112 20V19H111ZM155 20V19H154ZM163 20V21H164ZM168 20V21H169ZM182 20V19H181ZM220 20V19H219ZM232 20V19H231ZM249 21H250V18L248 19ZM252 20V19H251ZM78 21V20H77ZM92 21H93V19H92ZM91 21V22H92ZM115 21V22H116ZM122 21V20H121ZM156 21V20H155ZM161 21V20H160ZM163 21H161V23H163ZM172 22V24L173 25H177L176 24V22ZM240 21H242V20H240ZM244 21V20H243ZM242 21V22H243ZM258 21V20H257ZM3 22V21H2ZM5 22V21H4ZM7 22V21H6ZM5 22V23H6ZM120 22V21H119ZM123 22H124V20H123ZM192 22V21H191ZM242 22H240V23H242ZM251 22V21H250ZM5 23L3 24V25H5ZM90 23V22H89ZM93 23V22H92ZM113 23V22H112ZM117 23V22H116ZM165 23V26H162V28L163 27H165L166 28V25H167V23L166 22H164ZM175 23V24H174ZM208 23H210V24H208ZM224 23H226V21L224 22ZM231 24H232V22H230ZM234 23V22H233ZM239 23V25H241ZM102 24V25H101ZM154 24V23H153ZM244 24H245V22H244ZM2 25V26H3ZM7 25V24H6ZM5 25V26H6ZM113 25V24H112ZM160 25V24H159ZM163 25V24H162ZM177 25V26H178ZM234 26H235V23L233 24ZM232 25V26H233ZM238 25V26H239ZM243 25V24H242ZM2 26H1V28H2ZM52 26H55V27H53L55 30L57 29L56 27H59L58 29H60V31H61V35H59L60 37H55L54 35H56V34H52V32H50L51 30H52ZM90 26H91V24H90ZM107 26H108V29L109 28H111L112 29V31H113V34H115L117 31L119 32L118 34H120L119 36H120V40H119V42H120V47L118 46L119 44V42L118 41H116V40H114V41H116V42H118V43H116L117 45V47H119V49L117 50V48H116V46H114V41H112L114 38H116V35H115V37L113 36V34L112 33H110V31L111 30H107L106 32H109L110 33V35H108V34H106L105 33V30L107 29ZM161 26V25H160ZM160 26L158 27V29L157 30H159V28H160ZM171 26V25H170ZM180 26V25H179ZM183 26V25H182ZM230 25L228 24V27H229ZM234 26H233V29L235 30V28H234ZM237 26V27H238ZM4 27V26H3ZM103 27H106L105 29L103 28ZM227 27V26H226ZM231 27V26H230ZM236 27V26H235ZM241 27H243V26H241ZM29 28V27H28ZM162 28H160V29H162ZM170 28V27H169ZM180 28H181V26H180ZM179 27H178V29H176L177 31H179V29H180ZM238 28H240V27H238ZM3 29V28H2ZM20 29H22V32L20 33ZM119 29V30H118ZM174 29V28H173ZM221 29V30H220ZM232 29V30H233ZM243 29V28H242ZM6 30V31H7ZM91 30V31H92ZM154 30H156V29H154ZM156 30V31H157ZM168 30V29H167ZM166 30V31H167ZM175 29L172 31V32H170V34H168V36L169 37H171V34H172V36L175 34L174 33V31H176ZM180 30H182V29H180ZM229 30V29H228ZM226 31V32H228L227 34L229 35V31ZM231 30V29H230ZM231 30V31H232ZM240 30V29H239ZM238 30V31H239ZM2 31H4V30H2ZM131 31V30H130ZM129 31V32H130ZM132 31H131V33H132ZM162 31V30H161ZM160 30H159V32H161ZM166 31H165V33H166ZM177 31H176V33H177ZM230 31V32H231ZM245 31H241V33H243V32H245ZM48 32H50V33H48ZM54 32V31H53ZM164 32V31H163ZM168 32V31H167ZM225 32V33H226ZM235 32V31H234ZM54 33H57V32H54ZM131 33H130V37H132V35H133V33H132V35H131ZM152 33H154L153 31H152ZM156 33V32H155ZM164 33V34H165ZM224 33V32H223ZM224 33V34H225ZM232 33V32H231ZM239 33V32H238ZM238 33L236 34V35H238ZM3 34V33H2ZM89 35V37H90V34L92 35V32L90 33H88ZM235 34V33H234ZM245 34V33H244ZM1 35V34H0ZM92 35V36H93ZM223 35V34H222ZM231 35V34H230ZM229 35V36H230ZM87 36V37H88ZM113 36V38H112V40L111 39H109L110 37H112ZM123 36H125V39H123L122 37ZM127 36H128V34H127ZM227 36V35H226ZM234 36V35H233ZM1 37V36H0ZM129 37V38H130ZM155 37V36H154ZM163 37V36H162ZM238 37L240 38V36L238 35ZM244 37V36H243ZM242 37V38H243ZM93 38V37H92ZM91 38V39H92ZM167 38V37H166ZM165 38V39H166ZM227 37H225V39H226ZM234 38H235V36H234ZM88 39V38H87ZM116 39H118V38H116ZM122 39V40H121ZM245 39V38H244ZM46 40V39H45ZM93 40V39H92ZM110 41H111V43H110ZM130 42V40H127L126 39V42ZM220 41H222V39H220ZM228 41V40H227ZM236 41H237V38L235 39V43H236ZM239 41V40H238ZM240 41H243V40H241L240 39ZM239 41V42H240ZM114 42V43H113ZM135 42H136V40H135ZM223 42H225V40L223 41ZM231 42V41H230ZM138 42H136V44H137ZM226 43V42H225ZM240 43H242V42H240ZM244 44H245V41L243 42ZM27 44V43H26ZM54 44V45H53ZM57 44V45H56ZM125 44V45H124ZM139 44V43H138ZM238 44V43H237ZM111 45L112 46H114V47H112V50H110L111 49ZM122 45V46H121ZM124 45V46H123ZM226 45V44H225ZM50 46V45H49ZM52 46H50V47H52ZM86 46V45H85ZM90 46V45H89ZM108 46V47H107ZM222 46H221V48H222ZM228 46H229V44H228ZM232 46H233V44H232ZM240 46V45H239ZM47 47V46H46ZM55 47H54V49H55ZM110 47V48H109ZM189 47V51H186V48H188ZM235 48L237 47L236 45L234 46ZM17 48V51L18 52H16V54H15V52L13 53V51L15 50ZM20 48V47H19ZM40 48V47H39ZM86 48V47H85ZM106 48V49H105ZM114 48V49H113ZM239 48V47H238ZM53 49V48H52ZM58 49V48H57ZM56 49V50H57ZM228 49V48H227ZM56 50H55V52H56ZM130 50V51H129ZM188 50V49H187ZM246 50V51H245ZM47 51V50H46ZM52 51V50H51ZM58 51H59V49H58ZM133 53H132V52ZM135 51H136V53H135ZM6 52V51H5ZM41 52V51H40ZM65 52H67V50L65 51ZM82 52V51H81ZM99 54L98 55V57H99V59H101L100 61H102L103 60V58H101V56L103 55V56H105L104 54ZM106 53V52H105ZM26 54V53H25ZM45 54V53H44ZM54 54H56V53H54ZM81 54V53H80ZM86 54V53H85ZM106 54H109V52H107ZM111 54V53H110ZM113 54V53H112ZM111 54V55H112ZM131 54H133L134 56H132ZM58 55V54H57ZM61 55V54H60ZM131 55V56H130ZM24 56H26V55H24ZM23 56V57H24ZM68 56V59H69V61H67L66 62V60H65V62L63 63V61H64V59L63 60H61V61H58L57 59V61L58 62H61L60 63V71H63V70H66V69H72L73 71H75V73H77V69H79L78 68V66L76 65L77 63H80V61H76L78 58H76L75 56L76 55H71V56H69V55H67ZM81 56V55H80ZM128 56H130V58L128 57ZM247 56V57H246ZM41 57V56H40ZM56 57V56H55ZM59 57V56H58ZM77 57H79V55L77 56ZM107 57V56H106ZM27 58V57H26ZM30 58H31V56L28 58L29 60H30ZM49 58V57H48ZM52 59H54V58H52ZM67 59V60H68ZM76 59V60H75ZM99 59H97V60H99ZM23 60V59H22ZM26 60L27 59H25V61L23 62L24 64L26 63ZM41 60V59H40ZM56 60L55 61H53V62H56ZM79 60H80V58H79ZM94 61H93V63L92 64H94V66L93 67H96V57H95V59H93ZM111 60H112V62H111ZM42 61V60H41ZM44 61H46V60H44ZM105 61V62H106ZM108 61H109V64L111 65H109L108 64ZM69 62V63H68ZM111 62V63H110ZM117 61H116V63H118ZM121 62V63H120ZM29 63V62H28ZM38 63V62H37ZM41 63V62H40ZM57 63V62H56ZM76 63V64H75ZM100 63V62H99ZM98 63V64H99ZM132 63H134V64H132ZM30 64V63H29ZM90 64V63H89ZM101 64V63H100ZM100 64L99 65H97V66H100ZM85 65V64H84ZM105 65V66H104ZM117 65V64H116ZM79 66H80V64H79ZM83 66V65H82ZM90 67L92 66V65H89ZM24 67V66H23ZM40 67H42V66H39V68ZM86 67V66H85ZM93 67L91 68V69H93ZM110 67V68H109ZM27 68V67H26ZM43 68V67H42ZM63 68V69H62ZM83 68H84V66H83ZM83 68H81V69H83ZM100 68H101V66H100ZM100 68L98 69V70H100ZM104 68V69H103ZM106 68V69H105ZM125 68V69H126ZM44 70H46L45 68H43ZM95 69V68H94ZM124 69V68H123ZM28 70V69H27ZM38 70H41V69H38ZM48 70V69H47ZM89 70V69H88ZM88 70H86V71H88ZM95 70H97V67H96V69ZM97 70V71H98ZM102 70L100 71L101 73H102ZM117 70V71H116ZM127 70V69H126ZM25 71H26V69H25ZM43 71V70H42ZM50 71V70H49ZM90 71V70H89ZM123 71V70H122ZM22 72V71H21ZM41 72V71H40ZM40 72H37V73H39V74H41ZM45 72V71H44ZM43 72V73H44ZM78 72H81V71H79L78 70ZM99 72V71H98ZM47 73V72H46ZM49 73V72H48ZM51 73V72H50ZM71 73V72H70ZM88 73V72H87ZM91 73V72H90ZM90 73H88L89 75H88V78H92V76L91 77H89L90 76ZM105 73H106V75H107V77H109L108 79H105L104 78V76L103 75H105ZM124 73H126V71H124ZM23 74V73H22ZM80 74V73H79ZM82 74V73H81ZM85 74V73H84ZM83 74V75H84ZM92 74V73H91ZM28 76V73L27 72H25V76ZM78 75V74H77ZM77 75H75V76H77ZM105 75V76H106ZM39 76V75H38ZM74 76V77H75ZM78 76H81V75H78ZM94 76V75H93ZM101 76H103V77H101ZM36 77V76H35ZM69 77H71V76H69ZM87 77V76H86ZM86 77H84V79L86 78ZM99 77V78H98ZM106 77V78H107ZM24 78L25 77H23V75H21V78L20 79H18L19 81H21V83H19V85H20V89H21V87L22 88H25L26 86H27V84H28V80L27 79H25V81H24ZM79 78V77H78ZM82 78V77H81ZM97 78V79H96ZM238 78H241V79H238ZM14 79H16V78H14ZM41 79V78H40ZM76 79H77V77H76ZM100 79H102V80H100ZM240 80V84H236V85H232V89H231V91H232V94H233V98L235 99V102H236V105H233L232 104V102H229L228 100L231 98V94L229 93L230 91H228V89H227V92H226V94H227V96H228V94H229V97H228V102L229 103H231L232 104V107L231 108H227V107H224L223 109H222V107H220V103H218V100L221 98L220 96H219V99H218V92H220L219 91V88L221 87V85L223 84H221L220 85V87L218 86V83L222 80L224 83H226V85L229 87V85L228 84H231L233 81H235V80ZM17 80V79H16ZM94 80V79H93ZM92 80V81H93ZM15 80H13V82H14ZM77 81V80H76ZM75 80L72 82V84L74 83L77 87H81V85L83 86H85V83H86V81L88 82V79L84 82H82V83H80L79 84V81L78 82H76ZM16 82V81H15ZM36 82V81H35ZM81 82V81H80ZM237 82V81H236ZM235 82V83H236ZM38 83V82H37ZM84 83V84H83ZM91 83V82H90ZM110 83V82H109ZM234 83V82H233ZM39 84V83H38ZM87 84V83H86ZM93 84V83H92ZM94 84H96V83H94ZM102 84V85H103ZM6 85V84H5ZM37 85V84H36ZM103 85V86H104ZM224 85V84H223ZM39 86V85H38ZM74 86V85H73ZM88 86H89V83H88ZM88 86H85L86 88L88 87ZM92 86H94V85H92ZM227 86H225V87H227ZM75 87V86H74ZM84 87V88H85ZM104 87V88H105ZM227 87V88H228ZM36 88H37V86H36ZM76 88V87H75ZM84 88L83 87H81L80 88V90L79 91H81L80 92V97H83L84 95H82V94H84ZM85 88V89H86ZM92 88V87H91ZM94 88V89H95ZM39 89V88H38ZM79 89V88H78ZM251 89V90H250ZM43 90V89H42ZM84 90V91H83ZM88 90H89V88H88ZM224 90V89H223ZM90 91V90H89ZM210 92V94H209V92ZM225 91V90H224ZM223 91V92H224ZM259 91H260V89H259ZM41 92V91H40ZM78 92V91H77ZM87 92V91H86ZM23 93H24V91H23ZM39 93V92H38ZM89 93V92H88ZM91 93V92H90ZM90 93L88 94V96H90ZM131 93H134V94H132L131 95ZM22 94V93H21ZM40 94V93H39ZM77 94V93H76ZM102 94V93H101ZM209 94V95H208ZM82 95V96H81ZM219 95H220V93H219ZM86 96H87V94H86ZM86 96L85 97H83V99L85 98L86 99ZM97 96H99L98 98H97ZM224 96V95H223ZM95 97L97 98V100H95ZM91 98V97H90ZM108 99V101H107V99ZM232 98V99H233ZM75 99H77L78 100V97H76ZM83 99H81L82 101H83ZM84 99V100H85ZM99 99V100H100ZM110 99V100H109ZM208 99H209V101H210V99H211V101H213L214 102V104H212V106L209 104V106H211V108H209V106H206V104L209 102L208 101ZM227 99V98H226ZM41 100V99H40ZM77 100H74V102L73 103H75V102H77ZM87 100H91V99H87ZM37 101V100H36ZM88 101V102H89ZM108 102V104H107V106H105L106 104H104L105 102ZM232 101V100H231ZM40 102V101H39ZM42 102V101H41ZM85 102H87V101H85ZM92 102V101H91ZM91 102H90V104H91ZM100 102V101H99ZM98 102V103H99ZM106 102V103H107ZM205 102H207L206 104H205ZM220 102H222V101H220ZM225 102H226V100H225ZM227 102V103H228ZM78 103V102H77ZM101 103H102V101H101ZM228 103V104H229ZM89 104V103H88ZM226 104V103H225ZM225 104H224V106H225ZM247 105V104H246ZM246 105H244V107L246 106ZM73 106H74V104H73ZM77 106V105H76ZM76 106H74V107H76ZM100 106V107H99ZM251 106H253V104L251 105ZM106 107V108H105ZM208 107V108H207ZM204 108H206V112L204 111ZM75 109V108H74ZM87 109V108H86ZM94 110H96V112H97V107H96V109H94ZM94 110H92L91 112H93ZM249 110H251V109H249ZM105 111V112H104ZM231 111V112H230ZM48 113H49V110L47 111ZM46 112V113H47ZM187 112V113H186ZM45 113V114H46ZM47 113V114H48ZM106 113H108L107 115H104V114H106ZM243 113H244V111H243ZM49 114H51V113H49ZM67 114H69V113H67ZM67 114H65V117H66V115ZM114 114H113V118H114ZM97 115H98V112H97ZM190 115V118H193V119H191L192 120V123L193 124H191V123H188V120L190 119L189 117H187V116H189ZM247 115V114H246ZM261 115V114H260ZM264 115V114H263ZM262 115V116H263ZM51 116V115H50ZM54 116V115H53ZM73 115H71L70 117H72ZM45 117H47V116H45ZM63 117V116H62ZM90 117V118H89ZM244 117V116H243ZM264 117V116H263ZM54 118H55V116H54ZM79 118V117H78ZM76 119L77 121H79L80 122V119ZM189 118V119H188ZM50 119V118H49ZM48 119V120H49ZM56 119V118H55ZM60 119H63V118H61L60 117ZM90 119V120H91ZM236 119L237 118H235L233 121H235L236 122ZM84 120V119H83ZM115 120H113V122L115 121ZM259 120H260V118H259ZM63 121H64V119L62 120V123H63ZM74 121V120H73ZM160 121V123L162 122V124L164 123L165 125H163L164 127H160L162 124H160V129H159V127H158V129H156V130H149V128H147L146 127V124L147 123H149L150 122V124H152V123H155V122H159ZM243 121V120H242ZM241 121V122H242ZM108 122H110L109 124H108ZM54 123H57V121H55ZM78 123V122H77ZM86 123V122H85ZM234 123V122H233ZM232 123V124H233ZM240 123V122H239ZM245 123V122H244ZM58 124V123H57ZM56 124V125H57ZM116 124V125H117ZM235 124V123H234ZM59 125H60V123H59ZM76 125V124H75ZM82 125V124H81ZM84 125V124H83ZM89 125H91V127L92 128H95V127H97L98 126V129H92L93 131L95 130V132H98V130H99V135H97V133H95L94 135H93V133H91L92 134V138H91V136L90 135H88L89 134V132L88 131H90L91 130V128L90 127H87V126H89ZM111 127H110V126ZM115 125V126H116ZM121 125V126H120ZM122 125L124 126V127H122ZM149 125V124H148ZM107 126V127H106ZM108 126L110 127L109 129L110 130H108L107 128H108ZM114 126V125H113ZM156 127L158 126L157 124L155 125ZM238 126V125H237ZM61 127V126H60ZM145 127H146V130H145ZM149 127V126H148ZM154 127V126H153ZM82 128V129H81ZM83 128H85V130L88 132V134H87V132L85 131V130H83ZM89 128V129H88ZM116 128H118V127H116ZM226 128H228V127H226ZM75 130L76 131V129H77V131H76V133L77 134H75V131H70V130ZM115 129V128H114ZM125 131V132H123V130ZM217 129H218V132H217ZM225 129V128H224ZM233 129V127L231 126V129L230 130H232ZM235 129V128H234ZM82 130V131H81ZM118 130H119V128H118ZM84 131H85V133L87 134H85L84 133ZM107 131H109V132H107ZM235 131V130H234ZM234 131H233V133H234ZM116 132V131H115ZM124 134H123V133ZM236 132V131H235ZM82 133V134H81ZM230 133V132H229ZM232 133V134H233ZM81 134V135H80ZM235 134V133H234ZM233 134V136H235ZM256 134V133H255ZM254 134V135H255ZM104 135V134H103ZM223 135H225V137H228V138H225ZM229 135V134H228ZM231 135V134H230ZM74 136L76 137V138H74ZM93 136H98V138L96 137V138H93ZM252 137V136H251ZM100 138V139H99ZM203 138H205V141H204V139ZM106 139V140H105ZM107 139H109V140H107ZM143 139V140H142ZM201 139V140H200ZM141 141V142H140ZM143 141H146L147 142V144L146 145H144L142 142ZM152 141V142H151ZM193 142V141H192ZM197 142H198V140H197ZM202 142V141H201ZM149 143H151V145H158V148H160L161 146H166V149H162V150H160V151H158V155L153 159V161L152 160H150L147 156H148V154L150 155V153H147L146 154V150H145V148H148L149 146H148V144ZM200 143V142H199ZM168 144V145H167ZM170 144V145H169ZM172 144V145H171ZM110 145H111V147H110ZM202 145H204V144H202ZM205 145H207L206 143H205ZM141 148H143L142 150H141ZM165 148V147H164ZM202 148H203V146H202ZM239 149H241V150H239ZM144 150H145V152H144ZM150 151L149 152H154V151H156V150H153V148H150L149 149ZM187 151V150H186ZM185 151V152H186ZM201 151V152H202ZM205 151V152H204ZM184 152V151H183ZM205 153L207 154V155H205ZM147 156H146V155ZM144 156V161H142V157ZM182 156V155H181ZM201 156H202V153H201ZM213 157L214 159L213 160H211V157ZM200 157V156H199ZM204 157V158H205ZM182 158V157H181ZM191 158V157H190ZM132 159H133V161L135 160V162H133L132 161ZM178 159V158H177ZM183 159V158H182ZM201 159V158H200ZM203 159V158H202ZM175 160V159H174ZM184 160V159H183ZM199 159H197V161H198ZM179 162L181 161L182 162V160L180 159V160H178ZM177 161V162H178ZM196 161V162H197ZM186 162V161H185ZM201 162V161H200ZM255 162H256V160H255ZM171 163V162H170ZM183 163H184V161H183ZM172 164V163H171ZM177 164H179V163H177ZM181 164V163H180ZM197 164V163H196ZM172 166V165H171ZM174 167H175V165H174ZM179 166H177V168H178ZM183 167V166H182ZM248 167V166H247ZM170 168V167H169ZM176 168V169H177ZM159 169V168H158ZM157 169V170H158ZM246 169V168H245ZM118 171H119V169H117ZM155 170V169H154ZM154 170H153V172H154ZM156 170V171H157ZM161 170V169H160ZM159 170V171H160ZM164 170H165V168H164ZM171 170V168L169 169V171ZM200 170V169H199ZM159 171H157L158 172V174L156 173V174H153V172H152V176H150L149 175V177H148V179H147V181H148V185H146L147 186V190H146V193H145V195L143 196V190H141L140 191V197L141 198H144V200H150V199H152V198H150V191L153 189V187L151 186V185H153V184H158V183H160L161 181H162V176L160 175V173H161V171H160V173H159ZM168 171V172H169ZM173 171H174V173L176 172V170H174L173 169ZM226 171V172H225ZM241 171V170H240ZM170 172H172V171H170ZM181 172H182V169H181ZM223 172H225V179L223 178L224 176H223ZM128 173V172H127ZM146 173H148V172H146ZM174 173H173V175H174ZM185 174V173H184ZM169 175V174H168ZM173 175H171L170 174V176L172 177ZM177 175V174H176ZM161 176V178H159ZM158 177V178H157ZM164 177V176H163ZM174 177H175V175H174ZM174 177H173V179H174ZM177 177V176H176ZM199 177V176H198ZM201 177V176H200ZM200 177H199V180H201L200 179ZM240 177V176H239ZM258 177V176H257ZM165 178V177H164ZM168 178H169V176H168ZM184 178H186L185 179V182L187 181V180H190V178H188V175H184ZM237 178V177H236ZM243 178H246V177H243ZM129 179V177H127L126 179H125V181L126 180H128ZM178 179V178H177ZM223 179H224V181H223ZM240 179H242V177H240ZM251 179H253V178H251ZM257 179V178H256ZM137 180H135L136 182H137ZM217 180L218 179H216V183H217ZM248 180V179H247ZM261 180V179H260ZM159 181V182H158ZM167 181H171V179L170 180H167ZM127 182V181H126ZM125 182V183H126ZM176 182V181H175ZM174 182V183H175ZM191 182L192 181H190L189 183H185V186H184V190L182 191V193L180 194H178V195H182L184 198H186V196H187V194L189 193L188 192V189H190L189 187L190 186H192L191 185ZM201 182H203V184H204V181H201ZM200 182V183H201ZM17 183V182H16ZM121 183V182H120ZM138 183V182H137ZM162 183V182H161ZM174 183H171V184H174ZM177 183V182H176ZM134 184V183H133ZM132 184V181H131V183H130V191H134L135 193L137 192L138 193V191L137 190H135L136 189V186L135 185H133ZM165 184H167V182L165 183ZM169 184V183H168ZM132 185V186H131ZM161 185V184H160ZM175 185V184H174ZM194 185V184H193ZM199 185V184H198ZM201 185H202V183H201ZM217 185V184H216ZM183 186V185H182ZM123 187H124V185H123ZM172 187H173V185H172ZM172 187H169V188H172ZM199 186H197V188H196V190H194V191H196V193L198 192V190H199V192L198 193H200L201 194V190H200V188H198ZM201 187V186H200ZM16 188V187H15ZM138 189H139V187H137ZM158 188H160V190H161V188L162 187H158ZM13 189V188H12ZM114 189V188H113ZM109 190V189H107V190H104L103 191V193H102V195L101 196H103V198H104V200H107V197H109V199L110 200H117V199H119V200H121V198H122V196H123V194L127 197V196H131V194H130V192L128 191V189L127 188H125V192H124V190H123V188H121L119 191H116V188L114 189V190ZM118 189H119V184H118ZM142 189V188H141ZM166 189V188H165ZM122 190H123V193H122ZM154 190V189H153ZM164 190V189H163ZM171 191V190H170ZM177 191V190H176ZM19 192H20V190H19ZM25 192V191H24ZM150 192V193H149ZM154 191H152V193H153ZM90 193H91V195H90V200H94V195H93V192L92 191H90ZM136 193V194H137ZM149 193V194H148ZM160 193V192H159ZM195 193V194H196ZM209 194H212V190H210L209 192H208ZM64 194V195H63ZM154 194V193H153ZM166 194H168V193H166ZM66 195V196H65ZM71 194H70V192L69 191H64L62 194H61V196H60V198H58V200H69V198L67 197V196H70ZM72 195H74V194H72ZM161 195V194H160ZM163 195H165V194H163ZM169 195V194H168ZM198 195V194H197ZM196 195V196H197ZM205 195V194H204ZM204 195H199L200 196V198H201V200H206L207 199V197L209 196L208 194H206V195H208V196H206V197H204ZM214 195H210L209 197V199L211 200V196L214 198ZM28 196H30V195H28ZM153 196V195H152ZM169 196H171V195H169ZM168 196V197H169ZM196 196H194L195 198H194V200H196ZM224 196H222V198H221V200L222 199H224L223 198ZM139 198V197H138ZM167 198V197H166ZM166 198H164V196L162 197V199H165V201H166ZM170 198V197H169ZM168 198V199H169ZM193 198V197H192ZM240 198H241V196H240ZM22 199H23V197H22ZM161 199V200H162ZM167 199V200H168ZM198 199V198H197ZM216 199V198H215ZM242 199V198H241ZM182 200V199H181ZM185 200V199H184ZM217 200V199H216ZM225 200V199H224ZM243 200V199H242ZM173 201H174V199H173ZM198 201H200V200H198ZM209 201V200H208ZM138 202H139V200H138ZM178 202V197H177V200H176V203H174V204H172L171 202H168V203H171V204H169V205H167L168 203L167 202H165L166 204H165V209L167 210V212H172V211H170V209L169 208H172L173 206H176V204H179V206H181V210H182V205L181 204H183V206H184V203H186L187 202V200L184 202V203H182V201H180V203H177ZM192 202H194V201H192ZM197 202V201H196ZM205 202V201H204ZM203 202V203H204ZM207 202V201H206ZM203 203H201V204H203ZM151 204V203H150ZM149 204V205H150ZM158 204H159V202H158ZM161 204V203H160ZM190 204V203H189ZM193 204V203H192ZM196 204V203H195ZM138 205V204H137ZM152 205H154V204H152ZM152 205H151V207H152ZM167 205V206H166ZM170 205L172 206V207H170ZM186 205H188V203L186 204ZM185 205V206H186ZM169 206V207H168ZM196 206V205H195ZM155 206H153V209L155 210L156 208H158V207H156V208H154ZM168 207V208H167ZM188 208H189V206H187ZM252 207V206H251ZM256 207V206H255ZM263 207V206H262ZM177 208H179V207H177ZM187 208V209H188ZM258 208H260V206L258 207ZM153 209H152V211L151 212H153ZM162 209H163V207H162ZM173 210H174V208H172ZM128 210H131V209H128ZM157 210V209H156ZM133 211V210H132ZM131 211V212H132ZM185 211V210H184ZM184 211H182V212H184ZM198 211V210H197ZM128 212V211H127ZM126 212V213H127ZM158 212V211H157ZM157 212L155 213V214H157ZM164 211L162 210V214H164V216L163 217H166V215H165V212L163 213ZM180 212V211H179ZM138 213V212H137ZM159 213V212H158ZM169 213H168V215H169ZM174 213V212H173ZM128 214V213H127ZM129 214H132L133 215V213H129ZM171 214V213H170ZM190 214V213H189ZM206 214H208L209 215V213H206ZM215 214V213H214ZM216 214H217V211H216ZM256 214H257V212H256ZM131 215V216H132ZM138 215V214H137ZM147 215V214H146ZM192 215V214H191ZM218 215V214H217ZM216 215V216H217ZM263 215H264V213H263ZM119 211L114 215V217H112L111 218V220H113V222L114 223H117L118 224V221H123V219H127L126 218V216L127 215H125L123 218H121L120 220H119ZM131 216H127V217H131ZM150 216V215H149ZM215 216V215H214ZM179 217V216H178ZM178 217H176V218H178ZM183 216H181L180 218H182ZM185 217V216H184ZM192 217V216H191ZM191 217H189L188 219L190 220V222H191V220L193 221V219H195V218H191ZM128 218V219H129ZM133 218H134V215H133V217H132V223H133ZM186 219V218H185ZM199 219V218H198ZM137 220V219H136ZM169 219L167 218V221H168ZM215 220H217L216 218H215ZM166 221V220H165ZM164 221V222H165ZM176 221V222H175ZM174 221V219H173V223L175 224V223H178L179 222V220L178 219H176ZM126 222V221H125ZM125 222H122V223H125ZM131 222V221H130ZM129 222V223H130ZM164 222H163V225H164ZM197 222H199V221H197ZM146 223V222H145ZM148 223V222H147ZM168 224H169V222H167ZM182 223V222H181ZM193 223V222H192ZM138 224V223H137ZM154 224V223H153ZM167 224V225H168ZM195 224V223H194ZM197 224V223H196ZM145 224H143V226H144ZM160 225V224H159ZM182 225V224H181ZM180 225V226H181ZM199 225H201L200 223H199ZM199 225H197L198 227L197 228H200L199 227ZM52 226V225H51ZM142 226V225H141ZM171 226V225H170ZM177 226L179 227V224H177ZM144 227H146V226H144ZM153 227V225L150 227V229ZM161 227V226H160ZM159 227V228H160ZM167 227V226H166ZM175 227H176V224H175ZM182 227H186V225L185 226H182ZM181 227V228H182ZM207 227H208V225H207ZM209 227H211V226H209ZM206 228L207 230H209L210 228ZM189 228H191V227H188L187 229L186 228H184V229H186V230H183L182 231V233L185 231H187V230H189ZM211 228H214V227H211ZM130 225H127V224H121V226H119V227H113V229H112V231H113V238H112V240H114V241H112V242H114L113 244V246L111 245V251H110V253L112 254V261L109 259V264H119V259H120V255L122 254V248H123V246H124V244L126 243L125 242V237H124V235L126 234V238H128L127 237V233H129V231H130ZM133 229V228H132ZM143 229V228H142ZM145 229V228H144ZM160 229H163L162 227L160 228ZM172 229V230H171ZM171 229H167L166 228V230L165 231H169L170 233L173 231V228H171ZM200 229H203V231H202V233L204 232V229L205 228H203L202 226H201V228ZM200 229H198V231L200 230ZM216 229V230H215ZM214 230H212V231H214L215 233H213L214 235H219L218 234V232H217V230H218V228H215ZM219 229H220V227H219ZM231 229H233V227L231 228ZM261 229V228H260ZM138 230H140V229H138ZM175 230V232H176V229H174ZM178 230H180L179 228H178ZM177 230V231H178ZM136 231V233H137V229L135 230ZM152 231V230H151ZM150 231V232H151ZM164 231V232H165ZM219 231H221V230H219ZM132 232V231H131ZM139 232V231H138ZM184 232V233H185ZM192 232H193V230H192ZM222 232V231H221ZM235 232V231H234ZM142 233V232H141ZM140 233V234H141ZM144 233V232H143ZM152 233V232H151ZM150 233V234H151ZM178 233V232H177ZM176 233V234H177ZM194 233V232H193ZM199 234H198V237H199V242L197 241V240H195L196 242L195 243H190V244H193V246H191L189 243H186V244H188V245H186L187 247H189V248H187V247H183V249H184V251L186 250V252L187 253H190L189 252V249H190V251H192V250H194V248L193 247H195L196 245V249H197V251L198 252H196V249L193 251V254L196 252V253H198L199 255L196 257V259H195V255H193V254H191L192 255V257L191 256H187V254H185L186 256H184V255H182L179 251H178V249H179V246H177L176 248H177V250H176V248H175V250H173V252L175 253V254H173V256H176L177 255V253L175 252V251H177L178 253H180V254H178L177 256H179V255H181L179 258H184L185 260H189L188 258H194L195 260H193V261H188V262H184L185 260L184 259H182L181 261L183 262H180V260L178 261V263L176 262V260H174V258H172V260L173 261H175V262H173V261H171L172 263H174V264H237L238 263V261L241 259V260H243V259H245L246 260V264H264V255H262L261 257H259L258 259H255V260H252V261H250L251 259H248L247 257L248 256H246V254H247V252L246 251H248V250H250V248H251V246L250 245H248L247 247H246V249L247 250H245V249H243L242 250V252H239L242 256H239V254L238 253H236V252H238V251H235V252H232V249H231V251L230 252H223V253H225L226 255H227V259L225 260H217V259H210V256L209 255H207L208 254V252L210 251V250H212V249H214L215 247L212 245V243H211V241H210V239H209V237L208 236H202V233L199 231L198 232ZM201 233V234H200ZM164 234V233H163ZM167 234V233H166ZM169 234V233H168ZM167 234V236L169 237V235ZM175 233L172 235V237H174V235H176ZM186 234H187V232H186ZM224 234V233H223ZM229 234V233H228ZM136 236H137V234H135ZM144 235V234H143ZM193 235V234H192ZM196 235V234H195ZM193 236V238L194 237H196V236ZM145 236V235H144ZM152 236H153V233H152ZM158 236V235H157ZM159 236H163L164 237V235H159ZM167 236H165V238H167ZM181 236H183V235H181ZM186 236V235H185ZM202 236V237H201ZM230 236H233V235H230ZM263 236V235H262ZM138 237V236H137ZM156 237V236H155ZM228 237V236H227ZM223 238V237H221V244H222V242L224 241V242H229V241H231V243L233 242L232 240H231V238ZM139 238H140V236H139ZM150 238H153V240L152 239H149V241H151L150 243L152 244V245H154V236L153 237H150ZM119 239H121L120 241L122 242V246H121V248H120V250H118V252H114V250H116L115 249V242H117ZM143 239V238H142ZM141 239V240H142ZM147 239V238H146ZM167 239H169V238H167ZM194 239H197V238H194ZM232 239H234V238H232ZM264 239V238H263ZM171 239H169V241H168V243H170L171 241H170ZM123 242H124V244H123ZM194 242V241H193ZM197 242H198V244H197ZM224 242H223V244H224ZM71 243V242H70ZM119 243V242H118ZM117 243V244H118ZM145 243V242H144ZM150 243H148V244H150ZM230 243V242H229ZM230 243V244H231ZM262 242H260V244H261ZM129 244V243H128ZM136 244H138L137 243V241H136ZM136 244H135V246H136ZM150 244V245H151ZM195 244V245H194ZM221 244H220V246H217L216 248H217V250L218 249H221V251L220 252H222V250H224V249H222L223 248V246L225 247L226 245V248H228V244H222L223 246L221 247ZM232 244H234V243H232ZM259 244V242L257 241V242H253L252 243V247H263V245H264V243H262L261 245H258ZM120 245V243L118 244V246ZM139 245V244H138ZM136 246V247H139V246ZM143 245V244H142ZM71 246V245H70ZM127 246V245H126ZM169 246H171V244H169ZM184 246V245H183ZM234 246V245H233ZM232 245H231V247H233ZM143 247H145V245L143 246ZM155 247H156V245H155ZM155 247H151V248H155ZM162 247V246H161ZM191 247V248H190ZM130 248V247H129ZM149 247H148V245H146V249H145V251L146 252H148L147 251V249H148ZM169 248V247H168ZM167 248V249H168ZM193 248V249H192ZM142 249V248H141ZM169 249H171V247L169 248ZM230 249V248H229ZM252 249V248H251ZM127 250V249H126ZM125 250V251H126ZM153 250V249H152ZM238 250V249H237ZM245 250V251H244ZM165 251V250H164ZM164 251H162L163 253H166V252H164ZM168 251V254L170 253V251L169 250H167ZM252 251V250H251ZM128 252V251H127ZM150 252V251H149ZM149 252L146 254L144 251H142L141 250V254H143V255H146V257L148 258V256H149ZM154 251H152V253H153ZM185 252V253H186ZM245 252H246V254H245ZM124 253H126V252H124ZM160 253V252H159ZM158 253V254H159ZM171 253H172V251H171ZM192 253V252H191ZM100 254L101 255H103L104 253L103 252H101L100 251ZM129 254H132V253H130V251L128 252V256L130 257V255ZM156 254V253H155ZM152 255H154V254H152ZM225 255V256H226ZM194 256V257H193ZM41 257H43V258H48V256L47 255H43V256H41ZM123 257V256H122ZM145 256H144V258L146 259H144L145 261H148V259L146 258ZM187 259H186V258ZM152 259H153V257H151ZM161 258V257H160ZM178 258V257H177ZM190 258V259H191ZM123 259V258H122ZM132 259H135V258H132ZM131 258L129 259V262H130V260H132ZM158 259H159V257H158ZM158 259H156V260H158ZM73 260H74V258H72V257H69L68 256V258L65 260V259H63V258H61V263L60 264H62V262L64 263L65 262V264H73ZM121 260V259H120ZM124 260V259H123ZM123 260H122V262H123ZM144 260L143 261H141V263L140 264H143L144 263ZM184 260V261H183ZM244 260V261H245ZM57 261H58V259H57ZM56 260H55V262H57ZM119 261V262H118ZM128 262V261H127ZM132 262V261H131ZM154 262V260H152V263ZM133 263V262H132ZM149 262H145L144 264H148ZM128 264H130V263H128ZM135 264V263H134ZM171 264V263H170ZM243 264H245L244 262H243Z\"/></svg>",
	"mask_w": 264,
	"mask_h": 264
}]
</instances>
